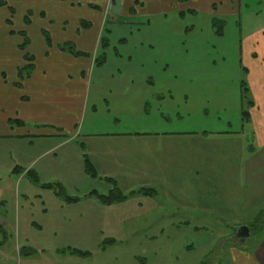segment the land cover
Listing matches in <instances>:
<instances>
[{
	"label": "crops",
	"instance_id": "1",
	"mask_svg": "<svg viewBox=\"0 0 264 264\" xmlns=\"http://www.w3.org/2000/svg\"><path fill=\"white\" fill-rule=\"evenodd\" d=\"M246 1L107 0V21L112 15L141 19L139 29L151 33L130 39L108 35L110 45L103 51L101 35L112 33L105 27L89 58L56 47L46 53L73 69L40 70L35 63L25 80L23 58L15 89L11 86L17 92L13 105L0 106V125L15 133L28 128L25 136L48 144L64 139L49 150H60L61 158L54 159L59 165L70 168L65 160L76 154L77 169L84 173L85 151L98 175L114 179L121 189L191 187L187 183L210 174V158L225 150V140L241 138L246 127L264 149V16L250 15L257 23L243 38ZM75 6L80 4L69 8ZM215 19L224 23L221 37ZM101 50L107 62L97 67ZM262 237L258 249L249 251L251 264H264V232Z\"/></svg>",
	"mask_w": 264,
	"mask_h": 264
},
{
	"label": "rangeland",
	"instance_id": "2",
	"mask_svg": "<svg viewBox=\"0 0 264 264\" xmlns=\"http://www.w3.org/2000/svg\"><path fill=\"white\" fill-rule=\"evenodd\" d=\"M106 3L0 0V106L12 107L17 94L12 82L18 80L17 68L26 55L30 61L24 67L36 63L40 70L73 69L54 53L49 57L46 53L70 45L74 51H86L78 58H89L105 27L113 39L151 33L139 29L141 19L112 15L113 21H107ZM70 4L80 6L69 8ZM260 14L264 16V0L245 2L243 38L257 23L250 15ZM194 23L188 17L187 24ZM106 32L101 36L107 37ZM80 62L87 68L88 59ZM28 73L24 71L23 80ZM28 132L21 128L15 133L0 125V264H251L248 255L263 242L264 149H258L247 127L241 138L225 140V150L210 158V174L197 183H187L191 187L149 189L136 184L122 189L128 197L125 202L112 205L90 195L107 196L109 186L101 176L94 179L86 171L79 172L76 154L69 162L65 160L70 168L54 160L61 158L60 150H49L64 139L48 144L25 136ZM11 133L23 137L8 136ZM80 148L83 152L85 147ZM85 155L84 151L83 159ZM43 185L55 186L46 189ZM59 186L65 196L78 200L69 203L60 197ZM142 189L156 193L146 196ZM257 223L262 231L252 229L247 245L234 237L233 229ZM74 251L89 254L80 256Z\"/></svg>",
	"mask_w": 264,
	"mask_h": 264
},
{
	"label": "trees",
	"instance_id": "3",
	"mask_svg": "<svg viewBox=\"0 0 264 264\" xmlns=\"http://www.w3.org/2000/svg\"><path fill=\"white\" fill-rule=\"evenodd\" d=\"M61 1H66V0H61ZM87 27L90 26V24H86ZM213 26H214V29H215V32H216V35L217 36H223V32H224V23L222 21H219L218 19H215L214 20V23H213ZM108 35L110 34L109 32L107 33ZM102 50L105 51L108 49L109 45H110V40L108 37H103L102 38ZM62 50L63 51H66L68 52L69 54H72L73 56H82L84 53H81L79 51H74V47L73 46H70V45H66V47H62ZM24 60L26 61H30L28 60V57L27 55L24 57ZM33 60V62L35 61L34 60V57L33 59L31 58V61ZM107 62V55L105 53H102L97 59H96V66L97 67H102L106 64ZM35 69V64L32 63L30 64V66H27V67H23L21 69V72H20V76L24 79V71L25 70H29V73L26 75V77ZM242 87H246V84L244 82H242ZM243 116V119L244 120H248V117H249V114L247 112H244L242 114ZM15 123H17L16 121H14ZM84 164H85V171L86 173L91 176L92 178L96 179L99 177L98 173H97V170H96V167L94 166V164L92 163V161L90 160V158L88 157V155H85L84 157ZM34 175V180L35 182H39V178L38 176L35 175V173H32V176ZM105 182L111 186V190L109 192V194L107 196L105 195H100L98 194V192H92L90 195H96L98 197L101 198L102 202L105 204V205H112V204H115V203H123L127 200V195L124 194V192L122 191V189L120 188V186L118 185V183L114 180V179H111V178H105L104 179ZM55 185H43V188H46V189H52L54 188ZM63 188L61 186H59V192L57 193L60 197L64 198L67 202L69 203H73L75 201H77L78 199H71L67 196L64 195V192H63ZM142 192L144 195L146 196H149V195H154L156 192L153 191V190H146V189H142ZM250 228V231L253 229L254 231L256 232H260L262 231V227L260 224H255ZM74 254L75 255H80V256H86L88 255L89 253H83L81 251H74Z\"/></svg>",
	"mask_w": 264,
	"mask_h": 264
},
{
	"label": "water",
	"instance_id": "4",
	"mask_svg": "<svg viewBox=\"0 0 264 264\" xmlns=\"http://www.w3.org/2000/svg\"><path fill=\"white\" fill-rule=\"evenodd\" d=\"M236 231L239 232V238H241L242 241H240L243 245H247L249 243L248 240L251 238V231L248 226H243L238 229H233V232L236 233Z\"/></svg>",
	"mask_w": 264,
	"mask_h": 264
},
{
	"label": "flooded vegetation",
	"instance_id": "5",
	"mask_svg": "<svg viewBox=\"0 0 264 264\" xmlns=\"http://www.w3.org/2000/svg\"><path fill=\"white\" fill-rule=\"evenodd\" d=\"M233 235H234V237H235L237 240L242 241L241 238H239V232H238V231H236V233L233 232Z\"/></svg>",
	"mask_w": 264,
	"mask_h": 264
}]
</instances>
